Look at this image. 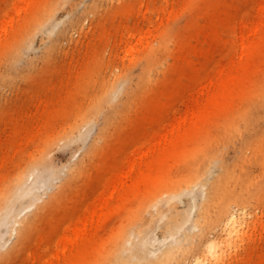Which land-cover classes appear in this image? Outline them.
Segmentation results:
<instances>
[{
  "label": "rangeland",
  "instance_id": "obj_1",
  "mask_svg": "<svg viewBox=\"0 0 264 264\" xmlns=\"http://www.w3.org/2000/svg\"><path fill=\"white\" fill-rule=\"evenodd\" d=\"M53 2L0 0V208L8 207L22 186L21 178L34 174L38 166L46 174H56L55 185L49 188V193L58 191L42 216L27 227L23 245L15 253L7 254L0 264H90L96 257L111 253L115 242L128 238L138 201L146 194L142 191L137 196L133 178H127L124 188L115 192L117 197L112 200L114 207L110 212L98 216L92 223L97 236L93 254L96 256L68 259L72 245L66 249L61 246L70 221L80 214V208H74L76 203L94 201L95 196L86 194L93 191L102 163L115 158H125L130 163L137 156L134 136L139 106L145 101L138 95L137 81L145 64V52L131 34L141 30L144 34L168 30L174 47L176 36L184 30L193 11L185 8L186 0H169L170 3L166 0H67L56 5L57 23L45 31L37 22L48 17ZM25 31L34 34L33 46L27 47L17 62H4L10 56V46ZM240 54V51L233 55L222 54L219 70H228ZM173 60L172 55L167 56L166 70ZM212 70L214 67L209 76ZM157 76H166L162 67L156 70ZM185 110V103L179 105L178 111L171 114L164 125L157 126L156 134H179ZM259 111L253 115L256 121L253 131L262 127ZM222 121L219 118L201 136L209 132L212 136L226 133ZM239 123L241 128L243 126L240 135L230 131L226 134L232 138V143L224 150L226 162L235 160L236 146L253 132L245 129L244 120L240 119ZM121 143H124L122 152H118ZM162 150L163 146L158 145L157 155ZM254 152V149L247 150L248 155ZM124 166L127 168L129 164ZM177 169L174 167L172 171ZM262 173V166H251L252 178L242 186L238 183V193L249 198L246 208L235 206L233 210L245 214L242 228L232 229L224 219L213 230L214 240L219 241L221 247L212 256L211 264H259L262 261ZM170 177L164 179L170 180ZM197 195L200 200L201 195ZM27 204V199L17 202L18 207ZM178 205L183 219H187L190 196L184 195ZM157 230L160 236L170 233L162 228ZM206 241V236L197 238L182 264H189L191 257L198 253L196 245Z\"/></svg>",
  "mask_w": 264,
  "mask_h": 264
},
{
  "label": "bare ground",
  "instance_id": "obj_2",
  "mask_svg": "<svg viewBox=\"0 0 264 264\" xmlns=\"http://www.w3.org/2000/svg\"><path fill=\"white\" fill-rule=\"evenodd\" d=\"M64 1L67 0H54L48 17L40 18L37 25L45 31L52 28L57 23L56 5ZM185 5L193 11L184 30L176 36L174 47L168 30L131 34L145 52V64L137 81L138 95L145 100L139 106L134 136L137 156L130 163L125 158L106 159L102 163L93 191L86 194L95 196L94 201L80 200L74 206L80 208V214L70 221L61 244L65 249L72 245L68 259L94 254L97 236L92 223L114 207L115 192L124 188L127 178L134 179L137 196L146 191L138 201L131 232L127 239L115 242L111 253L96 257L90 264H182L196 239L203 236L207 241L197 242L198 253L189 264H211L212 256L221 247L214 240L213 230L224 219L232 229L242 228L245 214L233 210L235 206L246 208L249 198L238 193V183L242 186L252 178L251 166H262L264 171V0H186ZM33 44L34 34L25 31L10 46L11 57L4 62H17ZM239 51L240 57L228 70H219L222 54ZM168 55L174 60L166 70ZM160 67L166 72L163 78L156 77ZM212 67L214 71L209 76ZM183 103L186 110L180 120L182 131L158 136L157 126L164 125ZM256 110H260L263 122L261 128L253 131ZM219 118L223 119L226 133L201 136ZM240 119L245 121V129L253 132L236 146L235 160L226 162L224 150L232 143L231 135L226 134L243 132ZM123 145L118 152H122ZM158 145L163 146L159 155ZM248 149H254V154L248 155ZM125 164L129 167L124 168ZM174 167L178 168L175 172ZM38 169L39 166L34 174L21 178L22 186L12 202L0 208V260L19 250L27 227L42 216L58 193H49L56 174ZM167 177L171 179H164ZM158 184L163 185L156 188ZM186 194L191 205L188 218L183 219L177 208ZM21 199H27L28 204L18 207ZM158 228L170 231L169 235L160 236ZM261 260L259 264H264V257Z\"/></svg>",
  "mask_w": 264,
  "mask_h": 264
}]
</instances>
